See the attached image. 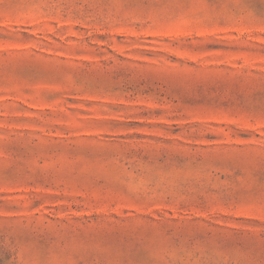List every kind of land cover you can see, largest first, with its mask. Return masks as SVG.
<instances>
[{"label":"rangeland","instance_id":"374dc122","mask_svg":"<svg viewBox=\"0 0 264 264\" xmlns=\"http://www.w3.org/2000/svg\"><path fill=\"white\" fill-rule=\"evenodd\" d=\"M0 264H264V0H0Z\"/></svg>","mask_w":264,"mask_h":264}]
</instances>
